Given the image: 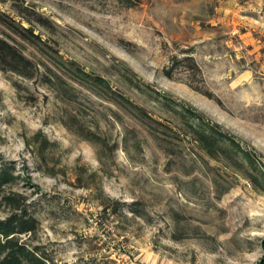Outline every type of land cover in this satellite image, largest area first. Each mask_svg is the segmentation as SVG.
Segmentation results:
<instances>
[{
    "label": "rangeland",
    "instance_id": "1",
    "mask_svg": "<svg viewBox=\"0 0 264 264\" xmlns=\"http://www.w3.org/2000/svg\"><path fill=\"white\" fill-rule=\"evenodd\" d=\"M5 168L44 264H264V0H0Z\"/></svg>",
    "mask_w": 264,
    "mask_h": 264
},
{
    "label": "trees",
    "instance_id": "2",
    "mask_svg": "<svg viewBox=\"0 0 264 264\" xmlns=\"http://www.w3.org/2000/svg\"><path fill=\"white\" fill-rule=\"evenodd\" d=\"M216 126L209 125L208 128L210 138L213 141H219L225 136L232 145L238 147L241 152L248 156L246 150L240 147V144L234 138L229 135H224V133L216 129ZM7 173L8 170L6 168L0 169V185L4 180H8ZM30 220L31 217L29 218L21 214L11 216L8 220L0 222V236L3 235L5 237L3 240L0 239V264H22L26 258L31 264H44L42 259L37 257L34 251L27 248L24 244L19 243L17 240L15 241V233L31 230Z\"/></svg>",
    "mask_w": 264,
    "mask_h": 264
}]
</instances>
